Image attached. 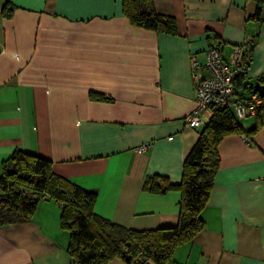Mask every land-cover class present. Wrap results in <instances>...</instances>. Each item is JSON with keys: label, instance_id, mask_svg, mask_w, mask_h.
<instances>
[{"label": "crops", "instance_id": "1", "mask_svg": "<svg viewBox=\"0 0 264 264\" xmlns=\"http://www.w3.org/2000/svg\"><path fill=\"white\" fill-rule=\"evenodd\" d=\"M6 1L0 0V176L15 150L35 153L95 192L101 217L135 230L175 226L180 192L151 193L143 183L155 174L179 183L214 114H202V127L186 123L196 107L192 55L203 60L218 46L227 58L233 46L249 42V87L239 85V96L257 92L264 13L256 15V0H152L158 13L176 19L175 35L133 26L123 0H9L11 18L2 14ZM92 92L113 100H91ZM237 120L246 130L262 126L248 140L232 134L220 143V170L201 213L205 228L165 264H264V108ZM61 214L55 200H43L30 221L0 226V264H75Z\"/></svg>", "mask_w": 264, "mask_h": 264}, {"label": "trees", "instance_id": "2", "mask_svg": "<svg viewBox=\"0 0 264 264\" xmlns=\"http://www.w3.org/2000/svg\"><path fill=\"white\" fill-rule=\"evenodd\" d=\"M256 2V15L261 16L264 0ZM14 10L15 7L7 0L2 14L11 18ZM123 12L133 26L157 33L177 34L176 19L158 13L152 0H123ZM244 81V76L239 77L238 86L249 87ZM258 82L264 83V79ZM251 88L254 89L252 85ZM89 97L95 101L113 100L93 92ZM261 98L263 101L264 96ZM263 104L256 116L260 115ZM261 126L262 122L246 130L231 109H216L187 155L179 183H173L167 176L159 174L145 179L143 189L147 192H180L178 223L149 230L130 229L101 217L94 211L95 192L77 186L56 173L52 161L44 156L17 149L2 162L0 226L30 221L39 204L52 199L62 208L61 225L69 236L67 251L75 264H108L115 258L126 264H146L148 259L165 264L171 260L177 247L193 241L205 228L201 213L210 200L220 170V143L232 134H254Z\"/></svg>", "mask_w": 264, "mask_h": 264}, {"label": "built area", "instance_id": "3", "mask_svg": "<svg viewBox=\"0 0 264 264\" xmlns=\"http://www.w3.org/2000/svg\"><path fill=\"white\" fill-rule=\"evenodd\" d=\"M249 48V42L235 45L225 58L218 46H212L206 50L203 60L191 56L196 107L186 117L189 127H202L205 123L202 114L206 110L231 109L237 119L256 116L263 102L260 94L256 92L248 98H241L238 89L239 77L247 74L245 54ZM139 150L144 151L146 147ZM146 264L157 263L148 259Z\"/></svg>", "mask_w": 264, "mask_h": 264}, {"label": "water", "instance_id": "4", "mask_svg": "<svg viewBox=\"0 0 264 264\" xmlns=\"http://www.w3.org/2000/svg\"><path fill=\"white\" fill-rule=\"evenodd\" d=\"M255 90L260 94V96H264V85H262L260 82L255 83ZM126 258H129V255L127 251L124 252Z\"/></svg>", "mask_w": 264, "mask_h": 264}]
</instances>
